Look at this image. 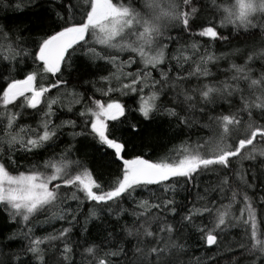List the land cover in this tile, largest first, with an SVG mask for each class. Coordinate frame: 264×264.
<instances>
[{"label": "snow or ice", "instance_id": "snow-or-ice-1", "mask_svg": "<svg viewBox=\"0 0 264 264\" xmlns=\"http://www.w3.org/2000/svg\"><path fill=\"white\" fill-rule=\"evenodd\" d=\"M0 9L42 10L49 20L55 17L51 30L36 38L18 26L0 24V209L9 222L27 228L25 251L31 255L25 261L19 254L0 252V264H74L69 235L85 206L84 232L104 212L117 222L125 216L132 220L122 226L123 238L108 232L106 247L85 239L82 264H183L189 229L206 246L219 247V233L231 228L239 231L228 245L236 254L230 264H264V70L259 76L252 73L257 60L264 62V0H83L82 5L0 0ZM204 15L211 19L197 23ZM177 27L204 39L182 43L171 34ZM218 40L237 43L216 55L209 48ZM221 60H229L223 80L210 68ZM78 62L96 69L92 79L83 81L93 94L87 87L78 90ZM114 94L135 95L132 111L138 116L129 120L127 105ZM218 100L229 105L227 111L215 112ZM54 106L78 114L80 121L56 124ZM24 109L40 115L35 127L20 122L32 115ZM156 114L170 118L174 139L186 138L157 159L127 158L132 140L148 134L143 122L150 124ZM63 129H71L73 141L91 138L102 158L120 162L110 185L76 156L75 143L55 152ZM201 129L206 135L192 141L193 131ZM40 150L52 154L41 161ZM21 157L31 162L20 166ZM244 160L258 161L259 173L249 178ZM254 180L262 189L259 200L249 192L257 187ZM193 188L196 199L178 203V191L191 195ZM126 200L131 207L124 206ZM205 214L211 226L196 222ZM55 221L68 226L35 236L34 222ZM128 238L135 240L131 255ZM8 239H15V233ZM53 241L63 244L61 259L55 261L43 247H56Z\"/></svg>", "mask_w": 264, "mask_h": 264}, {"label": "trees", "instance_id": "trees-1", "mask_svg": "<svg viewBox=\"0 0 264 264\" xmlns=\"http://www.w3.org/2000/svg\"><path fill=\"white\" fill-rule=\"evenodd\" d=\"M11 2L14 3L15 0H11ZM78 2L80 5L83 4V0H72V3L74 5H76ZM208 19H211L210 15L201 16L200 20H198L197 23L207 22ZM52 20H55V17L52 16L51 20H49L48 13L42 10L34 13L29 10H25L24 12H14L11 9H0V24H6L10 28H15L18 26L24 32L25 36H28L30 34L33 38L41 35L43 31H50L51 28L49 27V25L51 24ZM220 31L224 32L225 35H228V32L225 29H220ZM171 34L173 36H180L182 43H187L192 39H204L198 36L192 37L189 35V33L182 32L181 28L179 27L172 29ZM236 43L237 42L235 40H218L215 42V45L213 47L209 48V51H215L216 55H220L221 52H230L232 47L235 46ZM172 47L174 49L175 45H173ZM124 58H127V54L124 55ZM229 60H235V62L237 63H243V61L239 57H230ZM229 60H221L219 67H217V65H210L211 70L214 73H217V79L223 80L228 75V73L224 72L223 69H226L228 67ZM75 68L81 77V86L78 87V90L83 91L84 87H87L88 94H93L91 86L84 85L83 81L85 79H92V74L96 72V69L91 65H88L87 62H78ZM262 70H264V62L257 60L252 65L253 75L259 76ZM22 76L23 73L20 74V78H22ZM74 76L75 72L73 73V77ZM196 84V78H192L191 85L195 86ZM53 93L55 94V90H53ZM95 95H97V97L99 98V94ZM114 96L127 105V108L129 110V120H133L134 117L138 116V113L132 111V109L136 107L137 97L135 95L130 94L128 96H119V94H115ZM102 99L107 98L104 97ZM238 104L239 99L237 97L236 105ZM54 107L56 109V115L53 116L52 119L56 124H59L61 120L64 119H76L78 122L81 119L78 114L73 115L72 113L67 112L66 109H61L59 106ZM79 107V105L76 106L77 112L79 110ZM228 107V104L224 103L221 100H218L215 105V112L220 113L221 111H227ZM17 110L19 111V109ZM24 111L26 113H32V115H24L20 117V122L22 124L35 127L40 120V115L32 109H24ZM143 124L148 125V134L143 138H134L132 140V143L129 145L128 153L126 154L127 158H131L132 155H147L148 158L157 159L165 154H168L169 149L173 148L174 145H178L181 140L186 138L185 136H181L179 139L173 138V132L170 130V118L164 115L156 114L150 124L147 121L143 122ZM171 127L175 128L174 121L171 122ZM76 130L78 131L79 128H77ZM69 131H71V129L62 130V134L56 142L55 152L59 153L67 144L75 143V148L79 150L76 153V156L79 159L84 160L91 166L94 171L95 177L101 183L105 184L106 186L110 185L111 182L114 181L115 177L119 174L118 165L120 164V162L117 161L116 163H111L109 158H102L100 152L94 151L95 145L91 138L77 137L76 141H73L72 138L68 135ZM206 131L207 130L203 129L199 131H193V133L191 134V140L195 141L198 136H205ZM125 136L127 138V133H125ZM40 152L41 161L47 155L52 154L51 152H44L43 150H40ZM30 162V160H24L22 157L17 161L18 165L20 166H26ZM243 164L244 168L248 170L247 175L249 178H251L253 172H256L258 174L260 171L258 161L254 162L251 160H244ZM10 170H12L13 174H15V168H11ZM252 182L256 184L257 187L255 189H249V192L250 194L255 193V198L259 200L262 191L260 187V181L254 180ZM197 191L198 190L196 188H193L191 190V195H189V193L179 190L176 199L178 203H187L188 201H193L196 199ZM199 191H203V184L201 185ZM73 206H75V202H73ZM124 206L131 207V201L126 200L124 202ZM83 212L84 215H81L79 218L80 223H77L73 226L72 232L69 235V242L74 246V251L70 254L69 259L71 262H74V264H82L81 253L83 247L85 246V239H87L89 243L95 241L102 247H106L107 245L105 244V238L108 237V232H113L116 236L123 238L124 234L121 232V228L126 221L130 222L132 220V217L125 216L121 218L119 222H117L114 217L109 216L107 212H104L100 220L90 221L87 225L88 232H84V216L87 214V206H85ZM169 218L171 219V217ZM40 219L42 220L43 217L41 216ZM175 219L179 220L180 216L177 215ZM196 222L209 224L207 214H205L204 218L198 217L196 219ZM62 226L67 227L68 225L64 221H55L50 225L35 224L34 222L35 236L43 237L46 234L51 233L54 228L59 229ZM209 226L211 225L209 224ZM26 231L27 228H23L21 225L15 222H9L7 213L0 209V252H3L5 255L19 254V258L21 260H31V255L25 251L29 243V241L23 235V232ZM238 231L239 230L235 228L226 229L224 232L219 233V247L215 245L208 247L200 239L199 233L189 229L184 237V239L187 241V246L184 250V253L181 255L183 264H230V262L235 258L236 254L228 249V245L233 244ZM13 233H15V239H8ZM134 243L135 240L132 238H128V240L125 241V246L129 249V255H131V245ZM52 245H55L56 247H52L47 244L43 246L47 249L48 257L53 261L61 259L59 253L60 251H62L63 244L60 241H54L52 242Z\"/></svg>", "mask_w": 264, "mask_h": 264}, {"label": "rangeland", "instance_id": "rangeland-1", "mask_svg": "<svg viewBox=\"0 0 264 264\" xmlns=\"http://www.w3.org/2000/svg\"><path fill=\"white\" fill-rule=\"evenodd\" d=\"M115 95V94H114ZM54 242V241H53Z\"/></svg>", "mask_w": 264, "mask_h": 264}]
</instances>
